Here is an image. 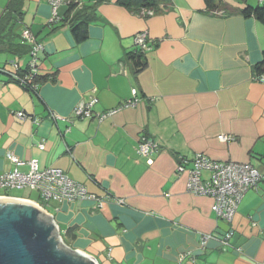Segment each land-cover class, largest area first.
<instances>
[{
	"label": "crops",
	"instance_id": "0c3cea01",
	"mask_svg": "<svg viewBox=\"0 0 264 264\" xmlns=\"http://www.w3.org/2000/svg\"><path fill=\"white\" fill-rule=\"evenodd\" d=\"M216 1L225 14L210 13L205 0H170V9L146 18L110 0L77 37L67 4L53 20L47 0H20L15 37L0 46V176L29 171L9 155L35 160L102 200L101 207L87 200L53 202L52 211L46 205L63 243L97 264H264V181L245 194L228 223L212 211L213 199L189 193L187 173L177 172L180 156L198 154L264 171V79L254 74L264 57V23L242 14L264 0ZM8 4L0 0V18ZM26 29L45 48L37 93L10 76L14 64L24 70L31 63L18 38ZM139 33L147 34L151 50L136 75L127 57L137 51ZM133 89L141 104L95 118L131 99ZM93 100V118L74 116ZM22 112L25 120L17 117ZM143 137L159 143V153L139 156ZM27 191L34 193L3 189L0 199L40 201ZM229 231L228 246L216 239L201 249L203 235Z\"/></svg>",
	"mask_w": 264,
	"mask_h": 264
},
{
	"label": "built area",
	"instance_id": "2783aa9c",
	"mask_svg": "<svg viewBox=\"0 0 264 264\" xmlns=\"http://www.w3.org/2000/svg\"><path fill=\"white\" fill-rule=\"evenodd\" d=\"M53 10V20H58L57 9L67 4L69 5L72 0H47ZM144 15L152 16V12H143ZM216 15H222L221 12ZM23 38L33 45L31 52L35 58L40 52L44 51V45L38 43L35 36L30 30H25L22 34ZM135 44L137 51L146 54L151 50L150 42L146 33H139L136 36ZM36 59H33L30 71L22 78L18 75L20 67L14 65L13 78L19 82L21 87L32 89L28 84L31 80L30 73L37 74V67H35ZM142 103L138 97L137 89L132 90V98L122 103L116 110L109 111L100 115H96V119L100 122L106 118L116 114L122 109L134 108ZM97 104V100L90 103H81L74 110V116L79 119L93 118V108ZM17 117L25 120L27 116L25 113H18ZM56 120L61 119L57 115L53 116ZM219 140L222 142H231L233 137L220 136ZM44 149V146H41ZM159 143L152 139L142 138L138 148L137 154L141 157L150 158L154 154L159 153ZM9 160L15 163L18 167L24 164L29 166V171L23 173L19 168H16L11 173H5L0 176V190L6 189H31L39 197V202H33L38 205L43 211L47 212L44 204L55 202H73V201H97L99 206H102V200L96 196L88 193L85 186L71 180L59 169L41 168L39 163L35 160L23 163L13 155H9ZM179 174L188 175L187 190L189 193L198 197H210L213 199L214 204L212 211L218 218L232 223L235 219L237 210L245 196V194L252 190L257 189L259 184L264 181V171L250 164H241L233 162H217L209 159L207 156L198 154L193 160L185 157H179V164L177 166ZM208 173L209 177L204 178L203 174ZM32 202V201H30ZM122 203V201H119ZM42 203V204H41ZM233 236V231H229L224 235H203L201 237L200 247L204 249L211 240L219 239L220 242L228 246ZM195 264V263H193Z\"/></svg>",
	"mask_w": 264,
	"mask_h": 264
},
{
	"label": "water",
	"instance_id": "95a60500",
	"mask_svg": "<svg viewBox=\"0 0 264 264\" xmlns=\"http://www.w3.org/2000/svg\"><path fill=\"white\" fill-rule=\"evenodd\" d=\"M0 264H97L67 247L51 215L38 205L0 199Z\"/></svg>",
	"mask_w": 264,
	"mask_h": 264
},
{
	"label": "trees",
	"instance_id": "16d2710c",
	"mask_svg": "<svg viewBox=\"0 0 264 264\" xmlns=\"http://www.w3.org/2000/svg\"><path fill=\"white\" fill-rule=\"evenodd\" d=\"M94 1H95L94 6H91V7H87L81 1H77V0H72L71 3L68 5L69 15L67 16V22L73 26V32L77 37H80L79 36L80 33L81 32L83 33L88 23L91 21V19L94 18L96 8L98 7V5H100L103 2H109L110 0H94ZM169 1L170 0H117V3L120 5L126 6L131 10L134 9V12L137 15L147 18V17H153L159 13L165 12L168 9H170L172 6ZM205 3L210 13L216 14L219 12H224L225 14V11L223 10L222 6H220V4L217 3L216 0H205ZM143 12H146V13L152 12L153 15L143 16ZM242 14L245 18L254 17L257 20L264 23V6H258V7L249 6L243 10ZM22 16L23 15H22V10L20 8V0H9L8 6L0 18V46L3 43L4 45L8 44L10 42V37H13V38L15 37L13 33L15 31V27L21 23ZM22 34L19 35V37L17 35L18 38L22 39L26 43V46L21 45V47H27L29 49V53L32 59L31 63L33 59L37 60L35 63V67H37V74L35 76L32 73L29 74L31 76L30 77L31 80L29 79L28 84L32 87V89L25 88V87L23 88L28 91H31L32 93H37L41 85V82H42V79L40 80L38 76V60H39L40 54L43 53L44 51L40 52L34 58L31 54L33 50V45H31L27 40H25ZM37 42L41 43L38 40ZM127 60L132 64L136 75H138L147 66V61L145 60V54L140 53L138 51L129 54L127 57ZM31 63H29L26 69L24 70L21 68L19 69L18 75L20 77L25 78V76L29 73ZM13 74L14 73L10 74L12 80L15 83L20 84L19 82L14 80ZM254 74L257 79L259 80L264 79V57H263V61L254 67Z\"/></svg>",
	"mask_w": 264,
	"mask_h": 264
},
{
	"label": "rangeland",
	"instance_id": "374dc122",
	"mask_svg": "<svg viewBox=\"0 0 264 264\" xmlns=\"http://www.w3.org/2000/svg\"><path fill=\"white\" fill-rule=\"evenodd\" d=\"M30 194L32 195L31 198H32L33 200L37 199V197H38L37 194H35V193H31V192L27 191V195L29 196ZM52 204H53V202H50V203H47V204H44V205H45V206L47 205L48 207L50 206V207H49V208H50L49 211H52V209H53Z\"/></svg>",
	"mask_w": 264,
	"mask_h": 264
}]
</instances>
